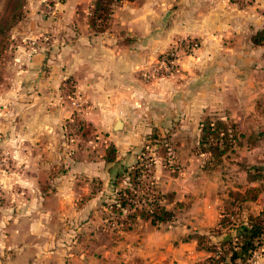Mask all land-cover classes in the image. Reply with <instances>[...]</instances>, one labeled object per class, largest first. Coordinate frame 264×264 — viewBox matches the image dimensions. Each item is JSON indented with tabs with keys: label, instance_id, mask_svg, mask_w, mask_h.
Listing matches in <instances>:
<instances>
[{
	"label": "rangeland",
	"instance_id": "obj_1",
	"mask_svg": "<svg viewBox=\"0 0 264 264\" xmlns=\"http://www.w3.org/2000/svg\"><path fill=\"white\" fill-rule=\"evenodd\" d=\"M75 1L22 0L14 11L16 16L13 15L11 25L0 30V264L67 262L65 255L56 251L62 246L56 233L62 221L59 218L57 222L44 205L46 196L56 189L57 176L70 167L75 168L81 161L101 160L104 167L121 159V150L130 156V159L126 156L124 162L127 163L138 154L148 168V174L141 176L144 184H156V170L171 175L182 172L189 179L192 173L201 174L202 168H211L202 174L211 175L212 181L218 176L232 181L242 172L230 158L236 148L218 161L209 159L205 153L197 151L199 130L195 121H191L190 111L181 114L170 111L175 102L190 98L191 89L196 85L193 77L196 72L214 69L206 59L201 61L200 39L183 35L177 30L174 18L163 13L165 9L171 10L173 0H168L166 6L160 4L161 0H123L114 7L113 30L98 34L89 31L85 23L91 0H81L76 5ZM13 3L14 0H0L3 24L11 16ZM82 35L102 41L101 55L105 57L118 54L132 58L133 64H129L128 69L131 87L119 96L128 100L126 105L120 103L112 109L106 102L107 107L102 110L103 105L98 102L95 108L93 99L96 96L84 94L72 77L57 80L53 85L47 78V86L42 83L44 74L52 77L57 70L61 71L62 64L54 63L53 55H60L62 47ZM26 44L36 46L42 53L36 67L21 59L28 54L24 49ZM252 68L264 72V63L251 68L246 66L245 70ZM123 70H126V62ZM259 100L263 102L264 96ZM97 113L103 124L93 123V119L101 122ZM202 113V116L212 114L229 119L227 110L208 109ZM238 117L242 120V116ZM116 118L124 120L125 125L119 129L124 130V134L112 137V132H119L112 128ZM41 124L44 127H39ZM258 126L264 125L256 126V131L264 133ZM256 131H252L254 137ZM110 144L118 151V160L112 163L103 157ZM259 144L264 149V142ZM262 164H243L250 169L247 177L258 180L255 185H264V169L256 168ZM79 177L77 181L81 182L84 176ZM86 180L93 188L104 186L99 177ZM84 197L82 194L76 203L83 202ZM72 234L69 240L62 241L69 254L75 242L83 248L88 239L96 238L90 236L91 233L81 244L82 234ZM110 234L114 235L110 232L106 238L98 234L95 241L114 244L124 238V234L119 239ZM256 255V259L263 258L264 251L257 250ZM248 264L258 262L250 259Z\"/></svg>",
	"mask_w": 264,
	"mask_h": 264
},
{
	"label": "crops",
	"instance_id": "obj_2",
	"mask_svg": "<svg viewBox=\"0 0 264 264\" xmlns=\"http://www.w3.org/2000/svg\"><path fill=\"white\" fill-rule=\"evenodd\" d=\"M80 1L76 0L75 5ZM167 1L161 0L160 4L165 5ZM173 3L171 10L165 9L163 13L165 15L169 13L171 18H174L177 30L183 35L189 34L200 39L201 61L206 59L205 62L214 69L200 74L196 72L193 76L196 78V85L191 89L190 98L175 102L170 107V111L174 110L179 112L178 114L190 111L191 121H195L199 130V122L204 110H227L229 119L240 121L237 124L246 134L256 131L258 124L264 125V111L259 110V108L264 110V102L259 100L264 96V72L253 68L245 70V67L251 68L264 63V43L255 45L251 40L252 34L264 25V0H253L247 6H242L233 0H173ZM101 42L82 35V38L66 44L62 47L60 55H53L54 63L62 64L61 71L57 70L52 77L44 74L46 77L42 78V83L47 86V82L50 81V85H53L57 80L72 77L84 94L88 97L96 96L93 99L95 108L98 102L102 103V110L107 107L106 102L112 106V109H116L115 106L120 103L121 106L126 105L128 100L119 96L126 94V89L131 87L128 69L129 64H133L132 58L118 54H110L107 57L101 55L103 49ZM24 49L28 52V57L24 55L21 59L36 67L38 58L42 59V53L36 46L30 44H26ZM124 62H126L125 71ZM210 79L213 82L207 84L204 82ZM221 79L222 81H219ZM62 114L67 113L62 112ZM96 115L101 122L92 118L93 123L103 124L100 114ZM238 115L242 116V120ZM118 119H114L112 128L119 132L117 134L112 132L110 134L112 137L124 134V130H119L125 125L124 120L120 119L121 127H115ZM33 123L30 124L31 128L35 125ZM39 127H44V124ZM258 127L264 129V126ZM261 132L260 130L255 133V145L236 146V150L234 148L235 152L230 158L234 159L242 172L232 181L224 180L219 176L212 181L211 175L202 174L211 168H202L201 174L192 173L189 179L182 172L179 175H171L156 170L157 192L172 194L170 200L163 199L168 208L175 209V216L159 224L138 219L134 229L124 232L123 240L114 244L95 241L100 234L99 227L102 220L98 207L106 195L104 191H110L113 172L122 165H131L135 158H131L128 163L124 162L127 153L124 154L121 150L123 156L112 166L103 167L104 161L101 160L97 162L84 160L75 168L70 167L66 172L61 173L57 176L56 189L46 196L44 206L47 213L55 217L57 222L59 218L62 221L60 231L56 230L62 246L56 251L65 255L67 262L64 264H197L204 260L210 252L198 245V235L204 234L206 243H209L216 242L222 236L228 238L229 232H235L231 223L220 226L221 218L229 213L225 208L229 198L228 193L230 190H242L245 186L255 185L258 181L247 177L250 169L243 164L263 163L256 168L264 169V149L259 146L261 144L259 142H264V133ZM235 155L237 156L233 158ZM127 158L130 159V156ZM80 175L84 176L82 183L77 181ZM93 177L102 179L104 186L91 187V182L86 178ZM82 194L85 196L83 202L77 204L76 199ZM263 207L264 189L256 200L246 201L236 214L230 216L233 222L238 223L248 213L256 214ZM70 227L74 229L70 230ZM219 227L222 232L220 234L214 231ZM74 231L78 236L79 233L82 234L81 244L83 238L87 239L91 233L90 236L95 235L96 238L88 239V245L86 243V247L83 248L75 242L69 254L62 241L68 239ZM261 251H264V247ZM258 257L256 259V255L254 261L264 264V257Z\"/></svg>",
	"mask_w": 264,
	"mask_h": 264
},
{
	"label": "trees",
	"instance_id": "obj_3",
	"mask_svg": "<svg viewBox=\"0 0 264 264\" xmlns=\"http://www.w3.org/2000/svg\"><path fill=\"white\" fill-rule=\"evenodd\" d=\"M21 1L14 0L11 16L5 24L0 21V30L4 31L11 25L13 15L16 16L14 11ZM122 1L91 0L88 13L85 14L88 30L94 34L113 30V10ZM251 40L255 45L264 43V25L252 34ZM254 142V132L246 134L237 122L220 115L205 114L199 122L196 148L198 152L205 153L209 159L218 161L223 155L233 151L236 146H250ZM103 157L108 163L116 162L118 160L116 147L113 144L108 145ZM147 171L148 168L137 154L131 165H122L113 172L110 179V191L104 195L98 207L102 213V223L99 229L104 237L107 238L111 232L114 234H110L112 238H122L121 231L123 233L134 229L138 219L159 224L175 216V209L168 208L163 199L170 200L172 194H161L157 192L155 184H144L141 181V176ZM249 179L256 178L249 177ZM263 189L264 185L258 184L245 186L242 190L229 191L225 207L229 213L221 218L220 226H227L231 223L235 232H229L228 238L222 236L216 242L210 241L209 243H206L204 234H199L198 245L207 249L210 254L197 264H248L250 259L254 260L257 250L261 251L264 247V207L256 214L248 213L238 223L233 222L230 215L236 214L246 201L256 200ZM91 192L93 193L94 190ZM214 231L222 233L221 227Z\"/></svg>",
	"mask_w": 264,
	"mask_h": 264
},
{
	"label": "built area",
	"instance_id": "obj_4",
	"mask_svg": "<svg viewBox=\"0 0 264 264\" xmlns=\"http://www.w3.org/2000/svg\"><path fill=\"white\" fill-rule=\"evenodd\" d=\"M241 5H249L253 0H233Z\"/></svg>",
	"mask_w": 264,
	"mask_h": 264
},
{
	"label": "water",
	"instance_id": "obj_5",
	"mask_svg": "<svg viewBox=\"0 0 264 264\" xmlns=\"http://www.w3.org/2000/svg\"><path fill=\"white\" fill-rule=\"evenodd\" d=\"M121 126H122V121H121L120 119H118V120L116 121L115 127H116V128H119V127H121Z\"/></svg>",
	"mask_w": 264,
	"mask_h": 264
}]
</instances>
